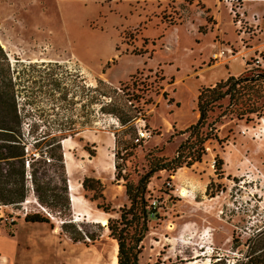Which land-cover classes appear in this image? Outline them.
<instances>
[{
  "label": "rangeland",
  "instance_id": "rangeland-1",
  "mask_svg": "<svg viewBox=\"0 0 264 264\" xmlns=\"http://www.w3.org/2000/svg\"><path fill=\"white\" fill-rule=\"evenodd\" d=\"M0 38V58L10 64L0 66V88L20 114L12 126L30 141L66 130L69 180L100 178L112 206L98 208L83 187L66 219L32 195L0 205V264H112L118 242L95 220L119 218L130 203L116 174L137 183L154 160L172 158L190 134L178 131L199 118L202 88L264 74V0H0ZM244 85L202 129L222 141L209 139L201 162L152 177L148 197L159 218L149 223L139 264L232 262L264 229V90L246 93ZM249 105L259 112L245 114ZM6 118L0 103V126ZM139 127L152 132L142 143ZM27 210L51 216L54 227L26 222ZM64 221H72L65 230Z\"/></svg>",
  "mask_w": 264,
  "mask_h": 264
},
{
  "label": "trees",
  "instance_id": "trees-1",
  "mask_svg": "<svg viewBox=\"0 0 264 264\" xmlns=\"http://www.w3.org/2000/svg\"><path fill=\"white\" fill-rule=\"evenodd\" d=\"M2 52V47L0 46ZM4 63L6 71H10V64L3 54L0 58V66ZM0 68V75H1ZM264 74L257 76H235L220 80L212 86L204 87L198 95L197 107L199 118L185 130H179V134L190 133L184 140L172 158L161 157L154 160L149 169L144 172L137 183L131 182L121 172L116 174L126 180L125 188L129 205H124L120 210L119 218H108L107 228L110 236L117 240L119 245V264H139L141 242L149 231V223L152 218H159L158 206L153 207L148 197V185L152 177L161 170L175 172L183 166L191 167L196 162H201L206 154L205 143L211 139L222 141L218 134L204 133L202 130L210 113L215 110L218 103L234 96L232 91L240 84L246 93H259L264 90ZM124 85V83H122ZM125 85L123 91L128 90ZM128 93V92H125ZM0 103L4 105L7 118L0 126V205H19L27 203L32 195L36 203L48 208L50 212L66 219L71 215L72 200L68 168L65 161L63 140L68 137L66 130H60L51 136L35 137L33 141L27 138L25 132L14 128L12 122H20V114L16 100L8 96L5 90L0 88ZM102 109L110 104L102 102ZM255 105V104H254ZM259 112V106H248L247 112L255 114ZM120 118V117H119ZM132 118H120L123 123ZM50 135V134H48ZM213 135V136H212ZM142 143V142H139ZM37 149L35 151L34 149ZM95 155V152H92ZM218 167L222 169L224 161L217 158ZM120 168V164L116 165ZM82 187L91 192L92 201H97V206L105 212H111L112 206L106 202L105 186L100 178L85 176ZM154 213V216L152 214ZM24 219L29 223H50L54 227L51 216L41 210L25 212ZM13 223H16L13 221ZM72 221H64L63 229H67ZM75 242L83 241L81 236H71ZM95 239L94 237H92ZM236 247H240L239 240L234 238ZM242 256L234 257L232 262L224 256H213L209 264H264V229L244 244Z\"/></svg>",
  "mask_w": 264,
  "mask_h": 264
},
{
  "label": "bare ground",
  "instance_id": "bare-ground-1",
  "mask_svg": "<svg viewBox=\"0 0 264 264\" xmlns=\"http://www.w3.org/2000/svg\"><path fill=\"white\" fill-rule=\"evenodd\" d=\"M0 41H2L1 38H0ZM2 44L4 45L3 41H2ZM66 140L67 139L63 140V144L66 142ZM65 161H66V165H67V168H68V174L70 176V173H71L70 172V163H71V161H70V156H69L68 152H65ZM69 185H70L72 208H73V207L77 206L78 203H81V201H80L81 199L78 197L77 192H78L79 188L82 187V183H79L78 185H76L75 182H73L70 179ZM181 194H185V190H183ZM30 201L31 200H28L27 202H30ZM77 208H79V207H77ZM93 217L95 218V216H93ZM95 221L101 222L105 226H107V223H108V219L107 218H101V217H99V219L97 218V220H95ZM109 252H110V256H111V263L112 264H119V258H118L119 245L117 244L115 247L111 248V250Z\"/></svg>",
  "mask_w": 264,
  "mask_h": 264
},
{
  "label": "built area",
  "instance_id": "built-area-1",
  "mask_svg": "<svg viewBox=\"0 0 264 264\" xmlns=\"http://www.w3.org/2000/svg\"><path fill=\"white\" fill-rule=\"evenodd\" d=\"M224 53H225V51H224ZM151 135H152V132L150 130H148L146 127H144V128L139 127L138 132H137L136 142L146 141L151 137ZM152 205L154 208H156V206H157L156 199H154L152 201ZM152 216H154V213L152 214Z\"/></svg>",
  "mask_w": 264,
  "mask_h": 264
},
{
  "label": "crops",
  "instance_id": "crops-1",
  "mask_svg": "<svg viewBox=\"0 0 264 264\" xmlns=\"http://www.w3.org/2000/svg\"><path fill=\"white\" fill-rule=\"evenodd\" d=\"M5 255L3 253H0V257H4Z\"/></svg>",
  "mask_w": 264,
  "mask_h": 264
},
{
  "label": "water",
  "instance_id": "water-1",
  "mask_svg": "<svg viewBox=\"0 0 264 264\" xmlns=\"http://www.w3.org/2000/svg\"><path fill=\"white\" fill-rule=\"evenodd\" d=\"M70 186V185H69ZM70 188V187H69Z\"/></svg>",
  "mask_w": 264,
  "mask_h": 264
}]
</instances>
